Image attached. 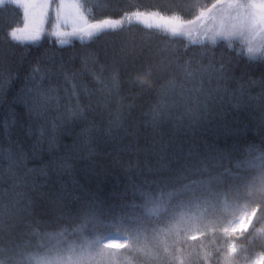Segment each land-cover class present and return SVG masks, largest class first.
I'll return each mask as SVG.
<instances>
[{
    "label": "trees",
    "instance_id": "obj_1",
    "mask_svg": "<svg viewBox=\"0 0 264 264\" xmlns=\"http://www.w3.org/2000/svg\"><path fill=\"white\" fill-rule=\"evenodd\" d=\"M223 1L0 0V264H251L259 256L264 264V123L256 107L264 104V52L171 30ZM26 12L48 15L38 41L14 39L29 35ZM61 14L70 21L61 30L118 24L60 45L52 34ZM210 59L231 60L245 99L257 97L251 107L193 123L191 104L180 101L154 128L158 102L198 87L196 70ZM26 86L48 106L40 118L28 115ZM81 110L83 118H66ZM62 186L81 199L50 203ZM20 193L36 201L40 222L10 229ZM244 213H254L248 228L229 232ZM110 235L125 246L103 247Z\"/></svg>",
    "mask_w": 264,
    "mask_h": 264
},
{
    "label": "snow or ice",
    "instance_id": "obj_2",
    "mask_svg": "<svg viewBox=\"0 0 264 264\" xmlns=\"http://www.w3.org/2000/svg\"><path fill=\"white\" fill-rule=\"evenodd\" d=\"M256 7H259L258 5ZM87 36H92L93 33L86 34ZM34 41H38L40 36L37 35L32 38ZM252 52V49L249 48V53ZM3 54L0 53V59H2ZM234 66L229 61H219L215 59H210L206 68H200L196 70L195 74L200 76V84L198 87L187 89L183 92L179 100H172L171 102L165 100L163 102H158V106L153 109L150 114V123L155 128L159 125L162 118L170 115L169 109L175 106L180 101H183L184 104H191V107L187 108L186 114L193 118V123L198 121L202 117H207L209 114H214L216 110L219 111V115L222 119L226 118L227 111L225 107L230 108L233 111L240 112L244 108L251 107L249 101L257 99V97L248 96L245 99V84L243 82V77L237 78L234 75ZM187 75L191 76L194 73L187 71ZM26 83H33L32 77L29 75L26 77ZM252 83H255L253 81ZM236 85L237 87H232ZM261 87L264 88V83L261 84ZM3 92V87L0 86V93ZM237 93H240L238 96ZM261 97L264 98V92H262ZM24 101L25 107L27 108L28 115L35 118H40L43 116L49 109L46 103H43L39 99V94L35 93L34 90L28 89L27 86L23 90V95L21 97ZM261 111L260 119L264 123V104L256 105ZM85 111H73L67 114V119L69 121L83 118ZM58 119L63 123L65 117L63 115L58 116ZM58 125L53 123L52 132L53 135L49 140V144L54 145L56 142V130ZM30 134V133H29ZM44 135L43 129H41V136ZM24 156L17 157L14 161V167L19 166L23 163ZM24 181V180H23ZM2 182V181H0ZM17 185H13L15 188ZM33 190L35 185L33 184ZM19 199L13 201V207H17L16 219L10 225V229H21L29 227L32 223H39V219L35 216V204L36 201L26 194L20 193ZM41 197L44 196V193H40ZM71 197L72 201L80 200L81 197L76 192L66 191L63 186L60 188L59 192L54 194V198H50V203L61 205L67 197ZM2 202V201H0ZM23 206L21 207V203ZM4 229V224L2 217H0V232ZM22 235V233H20ZM19 241L13 240L12 247L20 248L22 245L18 243Z\"/></svg>",
    "mask_w": 264,
    "mask_h": 264
},
{
    "label": "rangeland",
    "instance_id": "obj_3",
    "mask_svg": "<svg viewBox=\"0 0 264 264\" xmlns=\"http://www.w3.org/2000/svg\"><path fill=\"white\" fill-rule=\"evenodd\" d=\"M259 7H256V6ZM48 15L41 12H26L24 16L23 28L29 35L22 36L20 32H14V39L32 40L39 35L42 37L41 24L47 22ZM67 14L62 15L53 27L52 37L60 45L66 44L73 39L83 40L89 38L88 33H97L105 29L114 27L118 21L104 20L94 25L76 29H58L60 25H69ZM37 30L32 31L37 27ZM173 32L191 42L214 41L219 39H238L244 44V50L251 56H256L264 52V0H225L216 8L207 11L202 17L192 20L191 24L173 29ZM261 35V36H260ZM249 48L252 52L249 53ZM253 217V213L242 214L229 228V232L245 231ZM106 248H121L125 246L126 239L118 235L104 238L101 242ZM234 248L231 247V251ZM262 258H256L251 264H262Z\"/></svg>",
    "mask_w": 264,
    "mask_h": 264
}]
</instances>
